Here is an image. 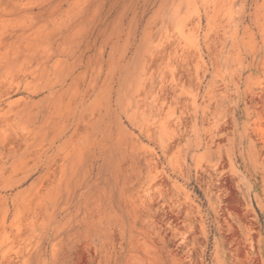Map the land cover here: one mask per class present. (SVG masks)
I'll return each mask as SVG.
<instances>
[{"label": "rangeland", "instance_id": "obj_1", "mask_svg": "<svg viewBox=\"0 0 264 264\" xmlns=\"http://www.w3.org/2000/svg\"><path fill=\"white\" fill-rule=\"evenodd\" d=\"M0 264H264V0H0Z\"/></svg>", "mask_w": 264, "mask_h": 264}]
</instances>
